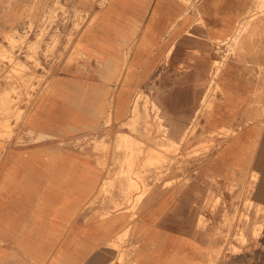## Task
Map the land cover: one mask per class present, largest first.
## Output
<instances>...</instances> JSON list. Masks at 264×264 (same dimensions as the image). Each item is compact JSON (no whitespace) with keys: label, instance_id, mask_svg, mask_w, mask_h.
I'll list each match as a JSON object with an SVG mask.
<instances>
[{"label":"rangeland","instance_id":"obj_1","mask_svg":"<svg viewBox=\"0 0 264 264\" xmlns=\"http://www.w3.org/2000/svg\"><path fill=\"white\" fill-rule=\"evenodd\" d=\"M106 3L19 2L18 17L0 33L1 136L16 131L29 106L52 91L56 78L73 74L76 67L78 74L106 67L84 64L90 29ZM10 4L2 2L0 16ZM132 48L125 56L136 55ZM210 55L208 66L193 58L174 65L170 56L164 57L162 63L146 66V79L132 83L131 91H126L128 77L118 78L116 96L98 98L97 126L70 142L96 153L104 170L99 199L108 198L115 212L127 207L131 220L109 243L116 264H135L130 257L132 220L144 201L164 192L193 202L198 225L211 239L210 264L217 259L222 264L264 261V0H253L248 15L232 34L213 45ZM230 58L245 64L241 67L251 88L241 74L242 87L251 90L238 117L222 122L220 128H208L219 90L227 92L222 67ZM136 67L118 66V77L123 69L127 75ZM162 100L170 102L164 104L167 112ZM215 154L222 156V174L204 175L201 170Z\"/></svg>","mask_w":264,"mask_h":264},{"label":"crops","instance_id":"obj_2","mask_svg":"<svg viewBox=\"0 0 264 264\" xmlns=\"http://www.w3.org/2000/svg\"><path fill=\"white\" fill-rule=\"evenodd\" d=\"M8 1L0 16V33L18 17L19 2L28 0H0V10ZM252 4L253 0H107L90 29L84 62L106 67L79 74L76 67L73 74L56 78L52 91L29 106L16 131L9 137L0 135V264H116L109 243L131 220L127 207L115 212L108 198L99 199L104 170L97 155L71 140L97 126L98 98L115 97L118 78L128 77L126 91H131L132 83L146 79V66L160 64L167 56L174 65L192 58L210 65L213 45L235 31ZM131 47L136 55L125 56ZM121 65L138 67L127 75L123 69L118 77ZM241 65L245 64L230 58L222 67L227 92L219 90L208 128H220L243 111L251 89L245 92L241 74L250 88L251 80ZM166 103L170 104L162 100L165 112ZM207 166L201 170L204 175H221V154ZM168 194L144 201L132 220L133 263L210 264L211 239L198 225L193 202ZM214 264H222V259Z\"/></svg>","mask_w":264,"mask_h":264}]
</instances>
